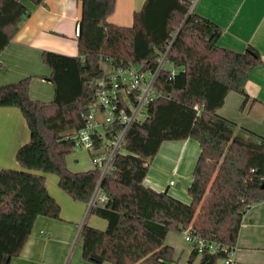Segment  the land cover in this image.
Wrapping results in <instances>:
<instances>
[{"label":"trees","instance_id":"trees-1","mask_svg":"<svg viewBox=\"0 0 264 264\" xmlns=\"http://www.w3.org/2000/svg\"><path fill=\"white\" fill-rule=\"evenodd\" d=\"M35 6L44 0H28ZM81 5L76 57L43 53L51 70L45 81L54 88L50 103L29 97L30 78L0 86V108H16L29 130V141L15 160L19 169L0 171V264L22 250L38 217L60 220V206L48 194L45 175L72 200L87 204L97 188L103 206L88 216L106 222L105 230L86 223L79 234L83 260L94 264H176L172 247L164 244L169 230L195 231L225 251L214 254L191 249L188 262L221 264L235 248L242 218L254 204L264 203V138L218 116L228 93L249 101L244 86L262 65L248 46L237 53L218 45L221 30L189 12L186 0H145L131 27L107 22L116 0H76ZM29 16L21 0H0V54ZM154 97L144 117L132 123L112 170L73 173L64 163L75 148L71 132L84 127L93 103L92 82L108 62L155 72ZM3 67L0 65V70ZM119 127V125H118ZM117 128V127H116ZM193 140L199 155L187 188L189 203L144 185L149 164L164 142ZM99 142V141H98Z\"/></svg>","mask_w":264,"mask_h":264},{"label":"crops","instance_id":"crops-1","mask_svg":"<svg viewBox=\"0 0 264 264\" xmlns=\"http://www.w3.org/2000/svg\"><path fill=\"white\" fill-rule=\"evenodd\" d=\"M144 2L116 0L107 22L131 27L133 15L141 10ZM21 3L29 16L0 54L3 67L0 86L30 78L29 97L50 103L54 88L44 78L50 76L51 70L43 63L42 56L45 52L68 57L78 55L81 5L76 0H44L38 6L28 0ZM192 11L220 28V47L242 53L250 46L260 54L263 63L251 72L244 86L249 99L245 107L248 111H239L243 96L230 92L217 114L264 138V0H197ZM29 138L21 112L16 108H0V171L19 169L15 156ZM198 155L199 146L191 139L164 142L149 164L144 185L158 192L167 191L173 198L189 203L187 188L192 182ZM92 169L93 164L89 170ZM45 180L48 194L60 206V220L38 217L22 250L8 264H94L83 260L79 234L85 223L99 230L104 224L90 220L87 204L66 195L58 187L56 176L45 175ZM77 245L80 247L75 255ZM235 263L264 264V203L254 204L242 218Z\"/></svg>","mask_w":264,"mask_h":264},{"label":"built area","instance_id":"built-area-1","mask_svg":"<svg viewBox=\"0 0 264 264\" xmlns=\"http://www.w3.org/2000/svg\"><path fill=\"white\" fill-rule=\"evenodd\" d=\"M186 1L191 12L197 0ZM162 63L163 59L155 72L143 71L134 65L119 68L110 65L108 74L92 82L95 97L84 115V127L71 132L70 138L74 140L76 149L89 153L94 168L100 171V177L112 170V159L122 152L130 125L144 117L146 105L154 97L153 83ZM106 201V195L97 188L87 203L88 210L103 206ZM182 235L185 243L200 254L225 251L201 239L191 228L185 229ZM221 264H236L235 248L226 252Z\"/></svg>","mask_w":264,"mask_h":264},{"label":"rangeland","instance_id":"rangeland-1","mask_svg":"<svg viewBox=\"0 0 264 264\" xmlns=\"http://www.w3.org/2000/svg\"><path fill=\"white\" fill-rule=\"evenodd\" d=\"M101 67L104 70L105 74H108L111 71L110 64L108 62L102 63ZM239 111L247 112L248 108L246 110L245 108L243 110H240L239 108ZM90 159L91 157L86 150L74 149L65 155L64 163H65L66 168L73 173L85 172L89 170L90 168H92ZM178 188H180V186H178ZM89 219L90 220L94 219L96 220V222H102V224H104L103 226L104 228L101 231L105 230L106 222L104 220L96 217L95 215H90ZM164 244L172 247L173 249L172 259L176 262V264H198L199 263V259H200L199 257L194 258V261L192 263L188 262L191 248L183 240V235L181 232H177L174 229L169 230L164 238ZM78 247L80 246L77 245V249H75V252H74L75 255L78 254L79 252Z\"/></svg>","mask_w":264,"mask_h":264},{"label":"water","instance_id":"water-1","mask_svg":"<svg viewBox=\"0 0 264 264\" xmlns=\"http://www.w3.org/2000/svg\"><path fill=\"white\" fill-rule=\"evenodd\" d=\"M79 27H80V26H79V24H78V31H79ZM6 264H8V261L6 262Z\"/></svg>","mask_w":264,"mask_h":264}]
</instances>
